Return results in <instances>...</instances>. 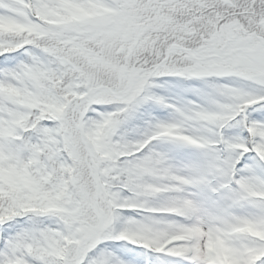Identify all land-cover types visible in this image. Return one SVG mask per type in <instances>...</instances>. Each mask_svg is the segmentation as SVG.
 I'll return each instance as SVG.
<instances>
[{"label": "snow or ice", "instance_id": "6c2138e0", "mask_svg": "<svg viewBox=\"0 0 264 264\" xmlns=\"http://www.w3.org/2000/svg\"><path fill=\"white\" fill-rule=\"evenodd\" d=\"M0 264H264V0H0Z\"/></svg>", "mask_w": 264, "mask_h": 264}]
</instances>
